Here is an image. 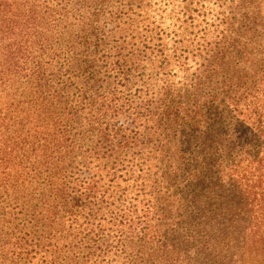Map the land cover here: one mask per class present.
I'll use <instances>...</instances> for the list:
<instances>
[{
    "label": "trees",
    "instance_id": "1",
    "mask_svg": "<svg viewBox=\"0 0 264 264\" xmlns=\"http://www.w3.org/2000/svg\"><path fill=\"white\" fill-rule=\"evenodd\" d=\"M113 2L0 0V264H264V0Z\"/></svg>",
    "mask_w": 264,
    "mask_h": 264
},
{
    "label": "rangeland",
    "instance_id": "2",
    "mask_svg": "<svg viewBox=\"0 0 264 264\" xmlns=\"http://www.w3.org/2000/svg\"><path fill=\"white\" fill-rule=\"evenodd\" d=\"M126 1H128V0H115V2H113V4H112L113 5L112 8H107L104 10L105 14L109 13V14H113L114 16L116 14L123 15V13H124L123 5L126 3ZM147 2H149L150 4H153V5H158V4L165 5V3L169 2V1L168 0H143V4H147ZM177 3H179L178 0H176L174 4H177ZM174 4L170 3L167 6V9L173 8L175 6ZM172 10H173V12H175L176 11L175 7ZM140 12L143 13V10L141 9ZM150 16H151V14H150ZM113 20L114 19H112V21ZM155 20L164 23V25L169 24V21L165 20L163 18L157 17V18H155ZM112 21H105L104 19H102L101 26L105 29H110L112 27H116L118 24L114 25V23H112ZM118 23H119L120 28H123L126 26V24L128 22L122 23L121 21H118ZM141 26H142V23L135 22L134 24H132V28H131L132 31L130 30V31L125 32V31L118 30L119 32H116L115 34H113L116 36L112 37V35H109V38H108L109 41L107 42L109 44L108 45L106 44L107 45L106 47H108V48L113 47L112 50H114V49L122 50V49L131 47V51H132L136 47V43L134 42L133 39H131L130 35H132V36L136 35L137 29L140 28ZM151 27H153V24H151ZM153 33H155V32L153 31ZM146 36H147V31H146ZM120 46L122 47V49L120 48ZM141 46L142 45H138V47H141ZM126 54L131 55L129 53H126ZM151 54H153V53H151ZM149 57H150V55L147 53L146 47L142 46L141 47V54H138L137 62H138V66H141L144 68L143 79L148 80L147 93H149L151 95V94H154V92L156 91L155 86L161 85L164 82L165 78H163L164 77L163 75H165V73L167 71L160 72V73L152 72V70L150 68L151 65L149 66ZM153 71H155V70H153ZM133 89H135V88H132V90H131L132 93H133ZM121 98L127 99L126 97H123V96H120V100L117 99L116 103L118 104V106L115 109H121V110H116L117 111L116 113L118 115L115 118L117 121H119V123L123 122V124H124L123 126L127 127V129H125L126 136L137 137L138 132L142 133V132H144V128H145V130H147L149 127L148 123L143 122V117H144L143 113H146V111H147L146 102H144L146 100V97L142 96V99L140 101L141 103L137 102L135 105L133 102V104L131 106L125 104V102L121 103V102H123L121 100ZM131 110L136 111V112L139 111L140 113L138 115L136 113L135 114H129V112ZM145 145H143V143L141 141H139L136 143L135 146H133L134 149L130 150V152L128 153V155H131V157L133 159L129 160V158H127V160H125L126 162L124 164L129 166L130 169L128 168L127 171L133 172L132 175L138 174V172H137L138 168L141 169L145 174L148 172V169L145 167L146 164L144 163V158L146 157V155L148 153ZM123 173L124 172H122V174ZM125 177H126V174H125ZM102 184L104 185V187H106V184H108V183L106 180H103ZM120 184L121 185H119V187L122 186V183H120Z\"/></svg>",
    "mask_w": 264,
    "mask_h": 264
}]
</instances>
